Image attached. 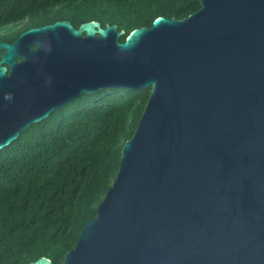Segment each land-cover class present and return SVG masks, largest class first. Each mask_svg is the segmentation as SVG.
<instances>
[{
    "label": "water",
    "instance_id": "obj_1",
    "mask_svg": "<svg viewBox=\"0 0 264 264\" xmlns=\"http://www.w3.org/2000/svg\"><path fill=\"white\" fill-rule=\"evenodd\" d=\"M196 1L123 42L94 21L0 41V150L83 94L150 88L62 264H264V0Z\"/></svg>",
    "mask_w": 264,
    "mask_h": 264
},
{
    "label": "trees",
    "instance_id": "obj_2",
    "mask_svg": "<svg viewBox=\"0 0 264 264\" xmlns=\"http://www.w3.org/2000/svg\"><path fill=\"white\" fill-rule=\"evenodd\" d=\"M199 9L196 0H0V31L19 26L14 40L57 21H94L116 25L123 42L158 17L182 20ZM149 93L83 94L0 150V264L63 263L111 186Z\"/></svg>",
    "mask_w": 264,
    "mask_h": 264
},
{
    "label": "flooded vegetation",
    "instance_id": "obj_3",
    "mask_svg": "<svg viewBox=\"0 0 264 264\" xmlns=\"http://www.w3.org/2000/svg\"><path fill=\"white\" fill-rule=\"evenodd\" d=\"M11 27H12V26H11ZM13 28H14V31H5V30H1V31H0V41H1L2 43H6V44L11 45V44L17 39V37H18L21 33H23V32H21V33H20V34L14 39V40H10L9 38H11L13 35L16 34V32H18V31L20 30V27H19V26H14ZM10 32H12V33H10ZM24 32H25V31H24ZM33 49H34L33 46H30V47H29V50H33ZM3 53H4V50H0V59H1L2 55H3ZM14 61H15L16 63H20V62L22 61V59H20V58H18V57H15V58H14ZM1 66L6 68V75H9V67L6 66V65H4V64H2Z\"/></svg>",
    "mask_w": 264,
    "mask_h": 264
},
{
    "label": "rangeland",
    "instance_id": "obj_4",
    "mask_svg": "<svg viewBox=\"0 0 264 264\" xmlns=\"http://www.w3.org/2000/svg\"><path fill=\"white\" fill-rule=\"evenodd\" d=\"M14 26H8V27H6V28H4L3 30H5V31H14V28H13ZM10 33H12V32H10Z\"/></svg>",
    "mask_w": 264,
    "mask_h": 264
}]
</instances>
